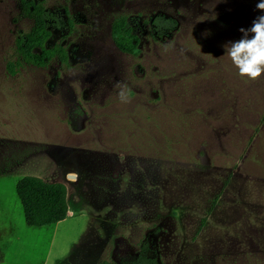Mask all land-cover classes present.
<instances>
[{
    "label": "rangeland",
    "instance_id": "rangeland-1",
    "mask_svg": "<svg viewBox=\"0 0 264 264\" xmlns=\"http://www.w3.org/2000/svg\"><path fill=\"white\" fill-rule=\"evenodd\" d=\"M40 1L67 61L11 70L34 21L0 0V264H127L146 243L159 264H264V75L224 47L259 0ZM119 15L140 53L116 45ZM26 175L66 184V219L26 223Z\"/></svg>",
    "mask_w": 264,
    "mask_h": 264
},
{
    "label": "trees",
    "instance_id": "trees-1",
    "mask_svg": "<svg viewBox=\"0 0 264 264\" xmlns=\"http://www.w3.org/2000/svg\"><path fill=\"white\" fill-rule=\"evenodd\" d=\"M22 12L34 19L33 26L25 33H20L16 38L17 60L9 63L11 70L20 63H29L36 66H47L55 57L67 61V55L62 47L46 48L45 39L48 22L46 18L49 12L36 6L34 10L29 6L28 0H22ZM164 21L170 19L155 20L158 36L166 33ZM137 25L126 15L117 16L112 23V36L120 50L128 54L140 53L141 36L138 35ZM40 48L37 52L35 49ZM60 54V55H59ZM17 196L23 207L25 221L30 226H48L58 223L68 216L70 209L68 201V189L65 183L47 181L36 175L22 177L16 185ZM142 252L129 264H159L155 258L145 255L148 243L144 244Z\"/></svg>",
    "mask_w": 264,
    "mask_h": 264
},
{
    "label": "clouds",
    "instance_id": "clouds-1",
    "mask_svg": "<svg viewBox=\"0 0 264 264\" xmlns=\"http://www.w3.org/2000/svg\"><path fill=\"white\" fill-rule=\"evenodd\" d=\"M256 9L264 12V0H259ZM239 31L241 39L229 41L225 51L241 77L256 81L264 75V15L257 16L249 28ZM120 95L123 98V93Z\"/></svg>",
    "mask_w": 264,
    "mask_h": 264
},
{
    "label": "flooded vegetation",
    "instance_id": "flooded-vegetation-1",
    "mask_svg": "<svg viewBox=\"0 0 264 264\" xmlns=\"http://www.w3.org/2000/svg\"><path fill=\"white\" fill-rule=\"evenodd\" d=\"M29 1V6L31 7V9L32 10H34L35 9V7L36 6H39V7H41L40 6V0H28ZM49 12V11H48ZM27 16V15H26ZM55 15H53L51 12H49V15H48V17L46 18V21L47 22H51L52 23V19H53V17H54ZM30 17V19H32L33 21H34V19L31 17V16H29ZM54 20V22H56V18H54L53 19ZM140 254V253H139ZM138 254V255H139ZM131 263V262H130ZM127 264H129V263H127Z\"/></svg>",
    "mask_w": 264,
    "mask_h": 264
},
{
    "label": "water",
    "instance_id": "water-1",
    "mask_svg": "<svg viewBox=\"0 0 264 264\" xmlns=\"http://www.w3.org/2000/svg\"><path fill=\"white\" fill-rule=\"evenodd\" d=\"M69 176H74V175H71V174H70Z\"/></svg>",
    "mask_w": 264,
    "mask_h": 264
}]
</instances>
